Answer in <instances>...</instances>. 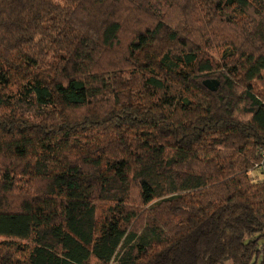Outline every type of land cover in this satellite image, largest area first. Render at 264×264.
<instances>
[{
    "label": "trees",
    "instance_id": "obj_1",
    "mask_svg": "<svg viewBox=\"0 0 264 264\" xmlns=\"http://www.w3.org/2000/svg\"><path fill=\"white\" fill-rule=\"evenodd\" d=\"M262 148L264 0H0V264H264Z\"/></svg>",
    "mask_w": 264,
    "mask_h": 264
},
{
    "label": "water",
    "instance_id": "obj_2",
    "mask_svg": "<svg viewBox=\"0 0 264 264\" xmlns=\"http://www.w3.org/2000/svg\"><path fill=\"white\" fill-rule=\"evenodd\" d=\"M204 85L211 91H216L219 88L220 80L218 78H206L203 80Z\"/></svg>",
    "mask_w": 264,
    "mask_h": 264
},
{
    "label": "built area",
    "instance_id": "obj_3",
    "mask_svg": "<svg viewBox=\"0 0 264 264\" xmlns=\"http://www.w3.org/2000/svg\"><path fill=\"white\" fill-rule=\"evenodd\" d=\"M254 169L264 171V148H262L261 159L254 164Z\"/></svg>",
    "mask_w": 264,
    "mask_h": 264
},
{
    "label": "rangeland",
    "instance_id": "obj_4",
    "mask_svg": "<svg viewBox=\"0 0 264 264\" xmlns=\"http://www.w3.org/2000/svg\"><path fill=\"white\" fill-rule=\"evenodd\" d=\"M250 173L255 177L256 180H260V181L264 180V171L252 169V171ZM228 263H229V261L226 262V264H228Z\"/></svg>",
    "mask_w": 264,
    "mask_h": 264
}]
</instances>
